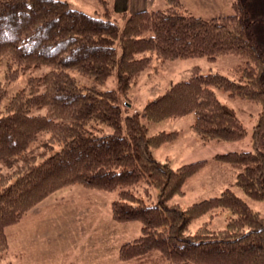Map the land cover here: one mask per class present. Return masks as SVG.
<instances>
[{
    "label": "trees",
    "instance_id": "16d2710c",
    "mask_svg": "<svg viewBox=\"0 0 264 264\" xmlns=\"http://www.w3.org/2000/svg\"><path fill=\"white\" fill-rule=\"evenodd\" d=\"M166 2L165 8L120 12L121 24L107 5L90 14L67 0H0V59L7 63L8 80L27 69L49 68L30 76L12 96L0 90V163L9 169L0 174V251L9 247L7 230L33 206L80 184L117 191L112 219L140 222V234L120 246L121 262L264 264V215L232 188L186 208L168 203L184 194L186 181L208 160L177 168L159 161L153 149L173 142L179 132L149 134L147 125L193 114L191 128L204 144L236 142L246 138L247 129L215 88L259 105L251 149L213 159L236 172L234 185L246 195L264 200V51L242 0L231 12L212 17L183 9L180 0ZM223 55L242 59L230 75L194 66L189 77L172 82L142 110L123 113L121 98H128L153 56L166 62ZM77 75L92 83L83 84ZM112 76L117 88L98 89ZM35 147L45 150L37 153ZM142 181L158 189L157 203L134 193ZM216 210L230 214L224 227L211 228L207 221L187 233L191 222Z\"/></svg>",
    "mask_w": 264,
    "mask_h": 264
},
{
    "label": "rangeland",
    "instance_id": "374dc122",
    "mask_svg": "<svg viewBox=\"0 0 264 264\" xmlns=\"http://www.w3.org/2000/svg\"><path fill=\"white\" fill-rule=\"evenodd\" d=\"M67 1L73 7L90 14L104 12L106 5L113 8V0ZM242 1L245 4V0ZM235 2L236 0L233 5ZM161 5L167 6L166 0H156L155 7ZM180 5L184 9L183 0H180ZM245 7L247 8L246 4ZM118 13L120 12L115 15L120 18L119 23L123 24L122 15ZM221 14L223 13L218 15ZM249 16L254 34L253 28L257 18ZM240 63L242 59L236 55H223L216 60L193 57L166 62L153 56L152 65L133 81L128 98H121L123 113L126 115L142 110L148 100L163 93L172 82L189 77L194 66H199L203 73L219 72L230 75L232 68ZM48 69L47 66L27 69L12 81L6 76L9 71L6 61L0 59V90L7 91L8 95L12 96L27 85L30 76H40ZM77 77L83 84L92 83L88 77L79 75ZM97 87L100 90L117 88L116 78L112 76L105 84ZM215 90L221 101L236 109L248 132L245 139L236 142L212 141L204 144L191 128L193 114L153 123H147L144 120L148 125L149 134L162 130L179 132L177 139L173 142L153 149V155L159 161L168 162L170 166L177 168L185 163L208 160L195 175L186 181L183 187L184 194L174 196L168 203L186 208L194 202L220 195L222 191L230 187L253 209L264 215V200H256L246 195L239 186L234 185L236 172L229 165L213 159L217 153L251 149L252 130L256 124L260 106L238 98L234 99L221 89L215 88ZM7 101L8 99H4L3 108ZM43 111L35 112L43 113ZM46 138L48 135L42 137L41 141H45ZM35 150L40 153L45 149L35 147ZM8 170L0 163V174L6 175ZM132 189L146 202L159 201L158 189L150 186L146 181H142ZM117 195V191L90 189L80 184L66 186L52 192L43 201L33 206L18 224L7 230L9 247L0 251V264H152L150 259L135 260L132 263L119 260L121 244L138 236L141 224L140 222L119 223L112 219L111 202ZM229 216V212L225 210L205 214L191 222L187 233H195L197 228L207 221L210 222L211 228H222Z\"/></svg>",
    "mask_w": 264,
    "mask_h": 264
},
{
    "label": "crops",
    "instance_id": "0c3cea01",
    "mask_svg": "<svg viewBox=\"0 0 264 264\" xmlns=\"http://www.w3.org/2000/svg\"><path fill=\"white\" fill-rule=\"evenodd\" d=\"M183 0L184 9L195 14L212 17L220 13H228L233 9L234 0ZM156 0H113V9L116 12L132 13L144 9L165 8L155 7ZM249 15L257 18L254 25V35L258 44L264 50V0H245Z\"/></svg>",
    "mask_w": 264,
    "mask_h": 264
}]
</instances>
